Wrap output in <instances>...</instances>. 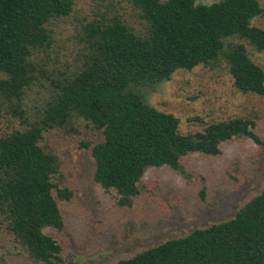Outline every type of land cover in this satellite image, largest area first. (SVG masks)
Instances as JSON below:
<instances>
[{"label": "trees", "instance_id": "trees-1", "mask_svg": "<svg viewBox=\"0 0 264 264\" xmlns=\"http://www.w3.org/2000/svg\"><path fill=\"white\" fill-rule=\"evenodd\" d=\"M126 1L141 28L121 15L85 21L76 63L63 71L50 62L58 43L53 27L72 15L76 0H0V112L21 125L0 133V225L36 263L63 264L62 246L45 230L65 229L54 190L60 199L72 195L54 182L61 163L42 145L45 133L80 134L78 119L101 132L102 141L82 147L91 150L95 183L115 192L122 207L133 205L150 168L183 172L185 157L219 156L236 139L264 145L253 118L182 134L177 117L148 102L150 91L177 71L223 64L236 89L264 97V70L247 48L264 52V29L252 24L264 13L260 1ZM36 85L49 96L28 116L26 96ZM117 264H264V189L230 220Z\"/></svg>", "mask_w": 264, "mask_h": 264}, {"label": "rangeland", "instance_id": "rangeland-1", "mask_svg": "<svg viewBox=\"0 0 264 264\" xmlns=\"http://www.w3.org/2000/svg\"><path fill=\"white\" fill-rule=\"evenodd\" d=\"M259 1L264 9V0ZM101 14L124 16L129 25L141 28L138 12L126 0H76L72 15L53 27L58 43L50 62L63 71L72 68L82 24ZM252 24L264 29V13ZM247 48L251 59L264 70V52ZM48 96L46 87L34 86L24 104L27 115L33 116ZM148 102L177 117L182 134L203 131L212 122L247 117L255 119L256 132L264 142V97L236 89L225 64L179 70L170 81L150 91ZM19 126L20 120L1 110V134ZM75 128L80 134L54 130L45 133L42 142L61 163L60 173L54 177L57 188L72 194L70 199H60L54 190L65 229L45 230L62 246L63 264H117L196 229L230 220L264 189V145L236 139L224 143L219 156L196 153L185 157L183 172L166 166L148 169L140 195L131 207H122L115 192H106L95 183L91 150L82 147L83 142L94 145L102 141L101 132L86 127L82 119L76 120ZM0 259L6 264H42L30 259L2 225Z\"/></svg>", "mask_w": 264, "mask_h": 264}]
</instances>
